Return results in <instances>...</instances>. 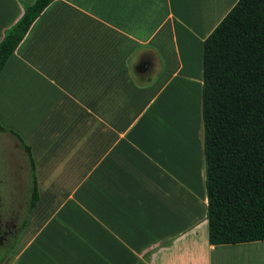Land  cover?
<instances>
[{
	"label": "crops",
	"instance_id": "crops-1",
	"mask_svg": "<svg viewBox=\"0 0 264 264\" xmlns=\"http://www.w3.org/2000/svg\"><path fill=\"white\" fill-rule=\"evenodd\" d=\"M35 1L0 0V41ZM237 1L54 0L36 19L0 72L1 134L38 191L20 264H264V241L207 240L203 42Z\"/></svg>",
	"mask_w": 264,
	"mask_h": 264
},
{
	"label": "trees",
	"instance_id": "trees-1",
	"mask_svg": "<svg viewBox=\"0 0 264 264\" xmlns=\"http://www.w3.org/2000/svg\"><path fill=\"white\" fill-rule=\"evenodd\" d=\"M53 1L23 7L0 41V72ZM201 119L208 244L264 241V0H238L204 40ZM24 151L32 179L29 214L38 191L30 149Z\"/></svg>",
	"mask_w": 264,
	"mask_h": 264
},
{
	"label": "rangeland",
	"instance_id": "rangeland-1",
	"mask_svg": "<svg viewBox=\"0 0 264 264\" xmlns=\"http://www.w3.org/2000/svg\"><path fill=\"white\" fill-rule=\"evenodd\" d=\"M201 99V98H200ZM191 104L189 105V109ZM195 113V125L197 129L198 125V107ZM194 126V125H193ZM197 135V131L192 139L193 135L190 134V146L191 143L200 139V132ZM199 137V139H198ZM31 169L29 161L25 151L18 146L13 140L5 137L0 133V218H5V214H18V223L27 219L28 212L26 207L29 204L30 192L32 187ZM26 213V214H24ZM22 229L13 240L14 247L7 250L4 253L0 251V258L7 253V257L1 264H20V260L16 258L19 256L21 248V235ZM53 238H49L50 244L53 242Z\"/></svg>",
	"mask_w": 264,
	"mask_h": 264
},
{
	"label": "flooded vegetation",
	"instance_id": "flooded-vegetation-1",
	"mask_svg": "<svg viewBox=\"0 0 264 264\" xmlns=\"http://www.w3.org/2000/svg\"><path fill=\"white\" fill-rule=\"evenodd\" d=\"M26 212H28V206L26 207ZM26 214V213H24ZM5 218H0V251L1 253L9 250L11 243L16 238L17 234L21 230L23 223V218L21 222L18 223V214H5Z\"/></svg>",
	"mask_w": 264,
	"mask_h": 264
}]
</instances>
